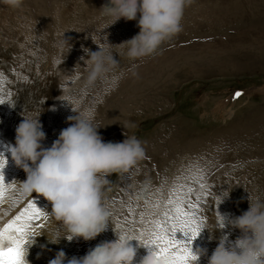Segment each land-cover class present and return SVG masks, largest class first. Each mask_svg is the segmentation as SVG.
Masks as SVG:
<instances>
[{"label": "rangeland", "instance_id": "374dc122", "mask_svg": "<svg viewBox=\"0 0 264 264\" xmlns=\"http://www.w3.org/2000/svg\"><path fill=\"white\" fill-rule=\"evenodd\" d=\"M105 3L22 0L13 9L0 2V156L6 160L0 168L5 184L0 227L29 199L43 214L50 204L36 192L17 191L26 173L6 148L14 144L23 115L39 113L47 147L74 115L63 101L74 109L91 106L105 142L135 136L145 157L108 177L104 202L111 215L105 231L93 240L62 239L54 245L66 258L79 257L115 239L112 229L143 234L149 246L130 242L136 247L132 264H139L150 247L154 250L156 225L174 215L178 202L213 225L215 208L235 217L248 209V193L264 199V0H191L181 31L135 61L119 44L138 33L136 20L109 25L99 15ZM62 33L71 44L68 51L59 46ZM101 42L112 45L119 62L116 72L122 75L114 87L106 80L85 84L83 49L96 51ZM237 91L241 95L234 98ZM224 189L229 194L216 207L215 196ZM46 227L41 219L29 231ZM221 235L231 241L240 231L201 230L191 248H206L207 254L196 264H207ZM175 239L187 245L189 237L176 232Z\"/></svg>", "mask_w": 264, "mask_h": 264}, {"label": "clouds", "instance_id": "9594fccd", "mask_svg": "<svg viewBox=\"0 0 264 264\" xmlns=\"http://www.w3.org/2000/svg\"><path fill=\"white\" fill-rule=\"evenodd\" d=\"M0 2L15 9L21 6L22 0ZM190 3L191 0H106L99 15L110 21L109 25L121 18L136 20L138 33L119 44L124 48L123 54L135 61L156 53L162 44L181 31L184 10ZM58 43L67 51L71 48L63 33ZM111 49L112 45L107 42H101L96 51L83 49L87 55V59L81 57L87 65L86 85L98 80H106L113 87L118 85L122 73L116 72L119 62ZM63 102L74 115L67 117L68 126L59 131L50 146L42 145L45 132L38 113L23 115L15 127L14 144L6 148L13 164L26 173V180L18 184L17 191L28 196L36 192L51 204L50 213L43 214L46 229H34L26 234L18 256L19 264H29L28 250L40 235H44L48 243L57 244L62 239L93 240L105 231L111 215L104 202L108 177L127 172L145 157L144 147L135 136H125L121 142H105L97 131L101 127L94 107L74 109L67 101ZM0 162L3 166L6 163L3 156ZM225 191L216 194V207L227 198L229 192L225 195ZM247 199L248 209L239 216L220 214L215 208L213 225L205 218H197L196 234L182 233L189 237L188 244H184L188 251L187 264H196L207 254L206 248L197 247L194 251L191 248V241L201 230L210 233L211 229L212 233L225 227L239 229L240 235L231 241L227 235L219 236L216 247L207 256V264H264V199L249 193ZM112 231L115 239L97 243L83 256L66 258L61 249L48 264H132L136 247L149 246L143 234ZM131 241H136V247ZM0 247L7 249L10 241L5 239ZM139 264H159L151 247Z\"/></svg>", "mask_w": 264, "mask_h": 264}, {"label": "snow or ice", "instance_id": "6c2138e0", "mask_svg": "<svg viewBox=\"0 0 264 264\" xmlns=\"http://www.w3.org/2000/svg\"><path fill=\"white\" fill-rule=\"evenodd\" d=\"M240 95L241 93L237 91L234 94V98ZM0 103H3V101L0 100ZM2 167L3 163L0 162V168ZM4 192L5 184L3 183L2 177H0V200L4 198ZM194 207L191 203L188 204V208L191 209ZM171 212L174 215L166 214L165 224L158 223L156 225L157 230L152 234L150 243L154 245V255L159 261V264H187V248L182 241L175 239V233H191L195 235L196 216L194 212L185 211L182 202H178L171 209ZM41 219H45L43 213L29 199L26 207H23L17 215L8 220L3 227H0V244L5 239L10 241V247L7 249L0 247V264H19L18 256L20 248L25 241V236L29 232L33 221H39ZM161 229L163 230L161 231ZM181 245L183 246L181 247Z\"/></svg>", "mask_w": 264, "mask_h": 264}, {"label": "bare ground", "instance_id": "6f19581e", "mask_svg": "<svg viewBox=\"0 0 264 264\" xmlns=\"http://www.w3.org/2000/svg\"><path fill=\"white\" fill-rule=\"evenodd\" d=\"M50 211H51V205L48 204L44 212L45 214H48L50 213ZM56 251H58L57 246L54 244L48 243L46 240V237L44 235H40L37 237V240L35 241V243L29 248L26 259L29 261V264H48V261L54 257ZM38 253H39V256L37 255Z\"/></svg>", "mask_w": 264, "mask_h": 264}]
</instances>
